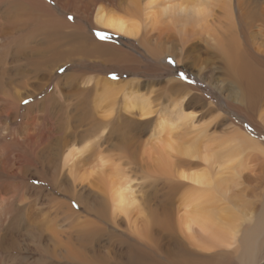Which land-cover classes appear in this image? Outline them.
<instances>
[{
    "label": "rangeland",
    "instance_id": "374dc122",
    "mask_svg": "<svg viewBox=\"0 0 264 264\" xmlns=\"http://www.w3.org/2000/svg\"><path fill=\"white\" fill-rule=\"evenodd\" d=\"M38 1L44 4L46 7L48 6V10L54 18L58 19L59 21H63V23L69 25L71 24L72 26L79 29L82 32L81 33L79 31V36L83 34V36H80V38H82L84 42L92 45H95V43L96 45H98L97 43L100 42L101 45L106 47L100 48L99 52L101 51V53H103H100V55L92 54L93 56L88 55L86 57L72 55L63 61H58L55 63L51 62L50 64L42 61L43 56H41L39 52L37 54L35 52L29 54V50L25 51L24 48L23 50L20 49L21 53L24 52L23 55L18 56L17 53L14 52L15 50H11L10 48H5L3 53L0 54V81H4V85L2 86L1 90L4 93L10 92L9 95H12L11 98L5 101V104L9 102L12 107H15L13 103H18L20 99L18 114L15 115V112H11L6 105V107L8 108V113L4 114V117L0 119V122L2 123V125H5L6 128L4 137L6 142L5 154H7V157H5L4 166L6 164L7 165L5 166L6 168H4L3 171V182L1 183V190L5 191V196L3 195L2 191L0 194V198L2 200L1 203L2 205H5V207L3 208L1 205V209L4 210V215L2 216V218H0V222L4 225V227L0 223V264H136L135 258L132 257L131 253L134 256H138L140 258L139 260L143 259V264L145 262L150 264V262L152 263L153 259H155L156 263L158 264H171L170 262L173 259L177 260V264H240L236 256L239 255L238 251H241V253H243L244 249L234 251V249L232 248H223L216 250H203L205 251L203 252L201 250L192 249L185 243H183L182 246L181 240H177L174 235L164 236L163 234L158 233L159 224H157V213L159 214L161 210L158 209V206L161 202V194L158 191H160L161 188H166L169 185L175 184L169 182L163 184L158 181L159 178H156V180L153 179V177H150L147 171L149 170L152 172L153 167H144L145 159L143 158V148H145L146 146L145 141L150 138L149 134H151V131L154 128V123L158 118L155 116H158V112L163 108L166 109L168 108V106H172V103L176 99L175 96H177L173 91V80L183 84L184 80H181L182 78H184L185 81L188 80L196 86L200 87L199 92L195 90L192 93L191 91L192 95H202L203 97L201 96V98L206 100L204 106H198L199 110L203 111V109L205 110V108L207 109L208 107H205V105H210L213 110V112H211L210 114L213 113V118H215L216 120L220 117H224L225 119L228 118L230 126L237 125V127L241 128L246 134L250 135L254 139L257 138L260 142L264 143V127L258 118L261 112H255L257 119L251 122L246 118L239 117L236 112H233L227 106V103H230L231 106H239L240 99L237 95L238 92L236 90L235 83H233L230 78L226 77L228 76L226 73L227 67L225 66L223 57L220 58L217 54H214V52L210 48H207L206 46L202 47L200 45L199 47H196L197 50L194 51L192 55H189L186 58L185 53L189 49H192L194 43V41H189L188 34L185 35L186 37L184 36L182 39L180 36L174 34V36L169 41H167L166 38L163 42L158 39L156 34H143L142 32V34L140 35L141 37L139 36L138 38L136 37L134 39H131V41L133 40L131 42L130 39L126 37H119L115 34L101 31L93 25L91 17H93L98 6H104L108 8L109 5H113L115 7L114 10L118 15H124L126 11V8L124 6L128 3L129 0H103V2L102 0H95L92 3H88L86 0ZM242 1L244 0H230L231 14L232 19L234 18V23L235 21L238 22L239 14L237 5ZM253 1H257L256 3L259 2V6L264 7V0ZM122 2L124 4H122ZM86 3L88 5H86ZM216 12H218V9H215V13ZM90 14L92 16H90ZM130 18L137 21L140 19V15L130 16ZM126 19L128 20V17ZM241 24L235 23L236 27L231 29V32L229 31L228 33L229 38L232 37V39H234L233 43L237 45V48L239 45H242L244 48L249 45L251 47V50L252 48H254L253 50L257 53L259 52V55L264 58V24L256 23L254 25L250 24L249 22H243ZM250 25L253 26L252 29L246 30L247 33H245L246 31H241L240 33V26L243 27V30L248 28ZM23 26L24 24L22 23V27ZM80 27L82 29H80ZM66 29L67 28H64L63 31L71 33L75 28L72 27L71 31L69 28V30ZM63 31L59 29L55 31V33H58L56 36L58 38L66 37ZM25 33L26 31L22 32L23 39L21 38L20 47L23 45L22 47L26 46L25 48H27L30 45V41L36 39L35 42L36 46L38 45L37 48H41L38 43L41 35L38 32H35L34 36L37 37H33L32 40L27 38ZM51 34H53V32H51ZM141 42L145 44L142 45ZM2 43L6 42L3 40ZM103 43L106 45H104ZM109 44L115 49H113L112 47L110 48ZM109 51H112L113 53ZM120 52H122L123 54L126 53L125 55H128L129 57H132L136 60L134 68H129V63L132 62L126 63V65H128V69H130L128 71L120 70L114 66L103 64V57L101 56H104V53L106 55H109V53L110 55H121L122 53ZM140 55L143 56V58ZM215 55L218 57H216ZM91 56L93 57V59ZM194 59L197 62L196 64L194 63ZM20 60L22 63L19 62ZM2 61H4L5 63ZM29 62L32 64L34 62L36 63L31 66ZM221 63L224 64L222 65ZM260 63L263 65L264 59L261 60ZM16 65H18V67H21L17 68ZM12 66L14 67V69H12ZM6 67H8V69ZM224 71L225 74L223 76L222 74L224 73ZM262 72L264 73V65L262 68ZM48 77H50V82L47 81ZM68 77L70 79H68ZM224 77H226V79ZM88 78H102L101 80H105V82H129L130 84L128 85V87L123 88L125 92H128L126 94L128 97H125V94L118 93L119 89L108 91L103 94V92L100 93V90L98 88L96 89L95 87V90H92L91 92L89 88L86 89V86L83 85ZM5 79H7V84ZM58 80L61 82H59ZM184 86L185 88L187 87L186 84H184ZM31 87L34 91L31 89ZM42 87H44V89H41ZM9 89L10 91H8ZM143 90L145 91L143 92ZM233 90H235L236 92ZM81 91L84 92L82 93ZM15 94H17V96ZM82 94L83 98L81 97ZM182 94L184 95V91H182ZM86 96L89 97V100ZM60 99H62V101ZM105 100H107L108 102ZM142 100H149L153 102L155 106L156 112L155 114L151 115L149 119L143 120L137 114H129L124 111L126 101L134 103L141 102ZM188 103L189 100L187 103L185 101L183 103V106H186ZM27 107H29L30 109L26 110ZM100 111L103 113H101ZM124 112L129 116L124 114ZM24 116H26L27 119L32 118L34 121L32 127L25 130H23ZM208 118H206L205 115L203 116V113L198 114V124L205 122V124L208 125L209 123L208 126H211L210 128H219L225 124V122L217 120V122H214V124L216 125L214 126L213 121L210 122L209 120H206ZM86 126L88 128H86ZM223 127L226 126L224 125ZM108 129L110 131H107ZM221 129L223 130L222 127L220 128V131H222ZM8 130L16 131V133L18 134V138H20L18 139L20 142V149L16 152V156H14L15 152L13 148L15 147L10 143V134ZM39 132L43 137L40 140H34L32 142L33 144L31 145L33 147L27 146V148L26 138L28 136H35ZM22 135L27 136L24 138V136ZM107 137L109 140L107 139ZM48 142L49 144L47 145ZM90 144H92L91 149ZM48 147L51 148L49 152L47 150ZM66 148L67 150L70 148H79L80 151L79 161L77 163L78 166L75 165L71 173L66 170V168H62V154H65V151H67ZM99 148L101 149V151L99 150ZM107 148L109 150H107ZM87 149H90L91 151H87ZM30 150L33 152V156L29 155L32 154ZM39 150L41 152L36 153ZM98 150L100 152H98ZM52 153L57 154V159L51 157ZM85 153H87L88 155ZM106 153L109 155L111 154V157ZM105 154L106 156H103ZM103 158H110L111 160L107 159L109 161H106ZM112 158H114V160ZM91 161H94L92 162L94 163V165L91 163ZM95 161L105 162V171L103 170L104 176L100 175L101 170L98 167V165L100 164H96L97 162ZM117 161L120 163H117ZM87 164H89L90 167H88L89 165ZM150 164L154 165L153 163ZM118 166L120 167L117 168ZM95 167H97L98 171L94 169ZM76 168L77 170H75ZM82 168L84 171L82 170ZM89 168L92 170H90ZM57 169H59V171ZM79 169L80 171H83L85 173L84 175H86V173L88 175L84 176L83 172L80 173ZM111 170L113 172H111ZM95 171L97 172L95 173ZM75 173H77L76 175H79V177L82 176L83 179H80L81 183L84 184V186L81 183H76L74 186L72 183L70 184L71 179H73L72 177L73 175H75ZM119 174L121 175L119 176ZM76 175L74 177H77ZM91 178H93V180ZM116 179H118L119 181L125 180L128 183L132 198L135 200V202L137 201L136 203L139 206V213L141 214L142 221L145 222L148 226L150 224V227H148V229L151 232L148 238L143 239L139 244L134 243L127 237L125 225L122 221H118L116 222V224L110 218L109 214L111 213V202L109 198V192H112V184L118 182V180ZM82 180H84L85 182ZM101 180H104L103 183L105 182V184H103ZM263 183H261V185H263L264 188ZM180 186L181 184L175 187V191L172 195L173 201L169 210V216L171 217V219L176 216L175 204L177 205V203H179L180 196L184 194V192H180ZM255 188H260V186L255 184ZM254 190L258 192L257 189ZM158 193L160 196H158ZM105 197L108 198L105 199ZM106 201H108V203ZM255 206H257V203H255ZM87 207L90 208V212H86L85 209ZM100 207L103 208V212L105 211L103 218L98 217L99 214L96 215L98 213L97 209H99ZM4 212L8 214L6 215L7 217H5ZM257 213L259 214L260 212ZM73 214L76 215L75 217L79 218L81 221H86V223L89 224V227L83 229V231L78 227L72 225L71 220L74 217ZM174 220L175 219H173L172 221ZM1 227L3 228L1 229ZM241 234L242 232H240V234L238 235L240 236ZM50 238L53 240H51ZM77 239L78 241H76ZM155 244L158 248L155 246ZM258 245L259 247L262 246V252L260 251V255H255V264L264 262V233L262 235H259ZM134 251H138V253L136 254ZM210 252L214 253L212 254ZM145 254L147 256H145ZM189 256L191 257L188 258ZM222 256L224 259L222 258ZM243 256H245V254H243ZM182 257H185V259Z\"/></svg>",
    "mask_w": 264,
    "mask_h": 264
},
{
    "label": "bare ground",
    "instance_id": "6f19581e",
    "mask_svg": "<svg viewBox=\"0 0 264 264\" xmlns=\"http://www.w3.org/2000/svg\"><path fill=\"white\" fill-rule=\"evenodd\" d=\"M86 1L88 3H92L95 0H86ZM102 2H103V0H102ZM256 2L257 1H253V0H251V1L244 0L241 3H239L237 5L238 14H239L238 15V22L235 21V23L241 24L243 22L244 23L249 22L250 24H254V25L256 23L264 24V7L259 6V4H258L259 2L258 3H256ZM75 4H76V2H75ZM102 4H104V3H102ZM122 4H124V3L122 2ZM86 5H88V4L86 3ZM120 5H121V3H120ZM107 6H108V4H107ZM47 7L44 4H42L41 2H39L38 0H0V54L3 53L5 48H8V49L10 48L11 50H15L14 52L17 53V55L19 56V55H23L24 52L21 53L20 49L23 50V48H24L25 51L29 50V52H30L29 54L34 53V52L37 54L39 52L41 54V56H43L42 61L49 63V64L51 62L55 63L58 61H63L72 55L80 56V57H86V56L92 55V54L100 55V53H101V51L99 52L100 48H105L106 46L101 45L100 42L97 43L98 45H96V43H95V45H92V44H89L87 42H84L82 40V38H80V36H83V34L79 36V31H80L79 29L72 26L71 24L69 25V24L63 23V21H59L58 19L54 18L50 14ZM124 7L126 8L124 15H118L117 12L114 10L115 7L113 5H109L108 8L104 7V6L103 7L98 6L95 10L96 12L94 13L93 17H91L92 21H93V25L96 26V28L101 30V31H105V32H108L111 34H115L116 36H119V37L120 36L126 37V38L130 39V41H131V39H134L136 37L138 38L142 34V32H143V34L144 33L156 34L158 39L160 41H163V42H164V39H166V38H167L166 40L169 41L174 36V34L180 36L181 39L185 35L188 34L189 41H191V42L194 41V43H193L192 49H189L185 53L186 58H187V56L192 55V53L197 50L196 47H199L200 45L202 47L206 46L207 48H210L214 52V54H217L220 58L223 57V60L225 62V66L227 67V70L224 69V70H226V73L228 75L226 77L230 78L232 80V82L235 83L236 90L238 92L237 95H238V98L240 99L239 100L240 105L237 107L231 106L230 103H227V101H226L228 108L230 110H232L233 112H236V114L239 117L246 118L251 122H253L257 119L255 112H261L260 115L259 116L257 115V116H258L259 120L261 121V124L264 127V73L262 72V68H263L264 63H263V65L260 63V61L263 60L264 58H262L259 55V52L258 53L255 52L253 50L254 48H252V50H253L252 51L250 49L251 47L249 45H247L246 48H244L242 45H239L237 48V45L233 43L234 39H232V37L229 38V36H228L229 31L231 32V29L236 27L234 20H233L234 18L232 19L230 0H129L128 3ZM215 9H218V12L215 13ZM121 12H123V11H121ZM75 13H77V12H75ZM83 13H85V12H83ZM87 15H89V14H87ZM139 15H140V19L137 21L130 18V16H139ZM90 16H92V15L90 14ZM127 17H128V20L126 19ZM22 23L24 24L23 27H22ZM80 26H81V24H80ZM72 27L75 29H73V31L71 33L67 32V31H63L64 28H67V29L69 28L71 31ZM242 28H243L242 26L239 27L240 33H241V31L244 32L246 30L252 29L253 26L250 25L248 28L243 29V30H242ZM58 29L63 31L66 37L58 38L56 36L58 33L57 32L55 33V31H57ZM80 29H82V28L80 27ZM23 31H26L25 35L27 36V38H29L31 40L33 37H35L34 36L35 32H38L41 35V37L38 41L39 46L41 48H37L38 45L36 46V42H35L36 39L30 41V45L27 48H25L26 46L22 47L23 45L20 47ZM51 32H53V34H51ZM245 33H247V31ZM245 33H244V35H245ZM126 38H125V40H126ZM3 40L6 43H2ZM91 40H92V38H91ZM141 44L143 45L145 43L141 42ZM104 45H106V44H104ZM115 45H117V44H115ZM130 45H131V43H130ZM109 46H110V44H109ZM111 47L112 46H110V48ZM64 48H67V49H64ZM113 49H115V48H113ZM153 50H154V48H153ZM109 52H112V51H109ZM113 52H114V50H113ZM105 53H104V56H101V57H103V59H102L104 62L103 64L114 66V67H116L120 70H124V71H128V70L132 69V67L133 68L135 67L136 60L133 59L132 57H129L128 55H125L126 53L123 54L122 52H120L123 55L122 54L121 55H115V54L110 55V53H109V55H106ZM7 54H9V53H7ZM101 54H103V53H101ZM193 56H192V58H193ZM218 56H216V57H218ZM141 57L143 58V56H141ZM92 59H93V57H92ZM176 59H177V57H176ZM2 62H4V61H2ZM19 62H21V60ZM129 62H132V63H129ZM35 63L36 62H34L32 64L29 62V64H31V66L34 65ZM126 63H129L130 69H128V65H126ZM194 63L195 64L197 63L195 59H194ZM62 64H64V63H62ZM221 64L223 65L224 63H221ZM7 65H8V63H7ZM16 66H17V68L21 67V66L18 67V65H16ZM255 67H257L260 71L258 69H256ZM6 68L8 69V67H6ZM220 68H221V66H220ZM12 69H14L13 66H12ZM33 72H34V70H33ZM49 73H50V71H49ZM230 73H231V75H230ZM1 74H3V73H1ZM224 74H225V71L222 75L224 76ZM87 76H88V74H87ZM226 77H224V78L226 79ZM68 79H70V78L68 77ZM101 79L88 78L84 82L83 85L86 86V89L89 88L91 92H92V90H95V87H96V89L98 88L100 90V93L103 92V94L105 92H108V91H114L115 89L116 90L119 89L118 93L125 94V97H128L126 95L128 92H125L123 88L128 87V85L130 84L129 82L128 83L127 82H119V81H117V82L106 81L105 82V80H101ZM6 80L7 79H5V81ZM47 81L48 82L51 81L50 77H48ZM128 81H130V80H128ZM173 81H174L173 91H174V94L177 95V96H175L176 99L172 103V106L170 105L166 109L163 108L161 111L158 112L159 115L155 116L158 118L156 119V121L154 123V126H153L154 128L152 129L151 134H149L150 138L147 141H145L146 146L144 145L145 148H143V156H144L143 158L145 159L144 167H148V168L153 167L152 172L149 170L147 171L149 173L150 177H153V179L159 178L158 181H160L163 184H165L167 182L175 184V185H169L166 188H161V190L158 191L161 194V197H160L161 202L158 206V209H161V210H160L159 214L156 211V213H157V224H159L158 233L163 234L164 236L165 235H170V236L174 235V237L177 240H181L182 246H183V243H185L186 245H188V247H190L192 249H196V250H201V251H203V250H205V251L206 250H216V249H223V248H225V249L232 248V249H234V251L239 250V249H244L243 253H241V251H238L239 255L236 256L238 262L240 264H244V263L245 264H255L254 263L255 262L254 257H255V255H260V251L262 248V246L259 247V245H258V238H259V235H262L264 233V188H263V185H261V183H263V177H264V143L260 142L257 138H255V139L252 138L250 135L246 134L241 128L237 127V125L236 126L235 125L230 126V123L228 122L229 121L228 118L225 119L224 117H220L219 119H217V120H221V121L225 122L224 125L226 127H223L224 125L222 124L223 125V126H221L223 128V130L221 129L222 131H220L221 127L210 128L211 126H208L209 123H208V125L205 124V122L198 124V121H197L198 114L203 113V116L205 115L206 118H208V116L210 115L209 116L210 119L208 118L206 120H209L210 122L213 121V125L216 126L214 124V122H217V120L215 118H213V113L210 114L211 112H213L212 108L210 107V105H205V107L208 106L207 109L204 107L205 110L204 109H203V111L199 110L198 106L199 105H201L200 107L204 106L205 101H206L203 98H201L202 95L201 94H200L201 96L192 95V93H191L192 89L191 88H188V87L185 88V86L182 83L175 81V80H173ZM3 82L4 81H2V80L0 81V119H2L4 117V114L8 113L7 112L8 108L11 112H15V115H17L19 112L18 110H19V102H20V99H19L18 103L17 102L13 103L15 105V107H12L9 102H7V104H5V101H7L9 98H11L12 95L11 96L9 95L10 92L9 93L2 92L1 88L4 85ZM59 82H61V81H59ZM81 82H82V80H81ZM43 83H44V81H43ZM6 84H7V81H6ZM10 89L8 91H10ZM31 89H32V87H31ZM41 89H44V87H42ZM68 90H70V89H68ZM144 91L145 90H143V92ZM146 91H148V90H146ZM182 91H184V95L182 94ZM233 91H235V90H233ZM87 92H89V91H87ZM178 94L180 97L178 96ZM15 95L17 96V94H15ZM112 95H115V94H112ZM116 95H117V93H116ZM53 97H54V95H53ZM81 97L83 98V94ZM178 97H179V100H178ZM87 98L89 100V97H87ZM17 99H18V97H17ZM60 100L62 101V99H60ZM116 100H114V101H116ZM188 100H189V103L186 106H183V103L185 101L187 103ZM81 101H82V99H81ZM105 101H107V100H105ZM108 101H109V99H108ZM72 102H73V100H72ZM84 103H85V101H84ZM125 103H126L125 107H124L125 112H127L129 114H137L143 120L149 119L151 117V115L155 114V112H156V109H155L153 102H151L149 100H142L141 102H134V103H130V102L126 101ZM6 105L8 106V108L6 107ZM87 108H88V106H87ZM29 109L30 108L27 107L26 110H29ZM113 110H114V108H113ZM83 111H85V110H83ZM125 112H124V114L127 115V113H125ZM101 113H103V112H101ZM127 116H129V115H127ZM23 121H24L23 130H25L27 128H31L33 125V122H34L32 118L27 119L26 116L23 117ZM199 122H200V120H199ZM91 124H93V123H91ZM86 128H88V127L86 126ZM33 130H35V129H33ZM5 131H6L5 125H2V123L0 122V194L2 191L1 190V183L3 182V171H4V168H6L5 166L7 165L6 164L4 166L5 157H7L6 156L7 154H5V143H6L5 137H4V135L6 133ZM8 131L10 134V143H11V145H13L15 147V148H13L15 155L14 154L13 155L16 156V152L19 151V149H20V142L18 140L20 138H18V134L16 133V131H14V130H8ZM40 131H41V129H40ZM97 131H98V129H97ZM107 131H110V130L108 129ZM142 132H144V131H142ZM23 133H24V131H23ZM27 135H29V134H27ZM22 136H24V135H22ZM26 136H24V138ZM42 137L43 136H41L40 132L38 134H36L35 136H32V137L28 136L26 138V147L27 146L33 147V146H31L33 144L32 142L36 139L40 140ZM74 137H75V135H74ZM107 139H108V137H107ZM48 144H49V142L47 143V145ZM59 145H61V144H59ZM70 145H72V144H70ZM91 145L92 144H90V146ZM118 145H120V144H118ZM75 146H72V147H75ZM69 147H67V148H69ZM85 147H86V145H85ZM67 148H66V150H67ZM79 148H70L67 151H65V154H62V168H66V170H68L70 173L72 172L75 165H77V163L79 161V154H80ZM91 148H92V146L90 147V149ZM108 148H107V150H109ZM50 149L51 148L48 147V149H47L48 152ZM59 149H58V151H59ZM90 149H87V151ZM99 150L101 151L100 148H99ZM99 150H98V152H100ZM102 151H103V149H102ZM40 152L41 151L39 150L36 153H40ZM93 152H95V151H93ZM85 154H87V153H85ZM91 154H92V152H91ZM100 154H103V153H100ZM106 154L103 156H106ZM29 155L33 156L34 154L32 152V154H29ZM51 155H52L51 157H54L57 159V154L52 153ZM107 155L110 156L111 154L110 155L107 154ZM17 157H19V156H17ZM105 158H103V159H105ZM107 159L111 160L110 158H107ZM107 159H105V160L109 161ZM112 159L114 160V158H112ZM92 162H94V161H91V163ZM95 162H97V161H95ZM98 163L100 164V165H98V167L101 170L100 175L104 176V171H105L104 170L105 169L104 163L105 162L100 161V162H97L96 164H98ZM117 163H120V162L117 161ZM150 163H153L154 165H151ZM14 164H16V163H14ZM55 164H56V162H55ZM92 164L94 165V163H92ZM87 165H89V164H87ZM79 166H81V165H79ZM88 167H90V165ZM119 167L120 166H118L117 168H119ZM121 167H123V166H121ZM78 168H80V167H78ZM84 168H85V166H84ZM94 169L97 170V167H95ZM108 169H109V167H108ZM57 170L59 171V169H57ZM75 170H77V168ZM82 170H83V168H82ZM90 170H92V169H90ZM79 171H80V169H79ZM83 171H80V173ZM86 171H88V170H86ZM97 171H95V173ZM119 171H120V169H119ZM111 172H113V171L111 170ZM88 173H90V172H88ZM76 174L77 173H75V175ZM84 174L85 173L83 172V175ZM75 175H73V177H72L73 179H71L69 177L71 179L70 184L72 183L73 186L76 183L80 184L81 183L80 178H82V176L79 177V175L78 176L76 175L77 177H74ZM86 175H88V174L86 173ZM86 175H84V176H86ZM117 175H118V173H117ZM120 175L121 174H119V176ZM108 176H110V175H108ZM112 177H113V173H112ZM85 179H88V178H85ZM91 179L93 180V178H91ZM10 180H12V179H10ZM112 180H114V179H112ZM116 180H118V179H116ZM82 181H84V180H82ZM89 181H90V179H89ZM94 181H95V179H94ZM101 181L103 183L104 180H101ZM108 182H109V180H108ZM103 184H105V182ZM180 184H181L180 192H184V194H182L180 196L179 203H177V205L175 204L176 216L173 218L175 220L172 221L173 219H171V217L169 216L170 206H171L172 201H173L172 195L175 191V187H177V185H180ZM255 184L260 186V188H255ZM82 185L84 186V184H82ZM108 185H110V184H108ZM112 185H113L111 188L112 192H109L110 193L109 198H110V202H111V213L109 214L110 218L115 223L118 221H122L125 225V231L127 233V237L131 241H133L134 243L139 244L143 239L148 238V236L151 232L148 229V227H150V224L148 226L145 222L142 221L141 214L139 213V206L136 203L137 201L135 202V200L132 198V195L130 192V187L128 186V183L125 180H121V181L118 180V182H116L115 184L113 183ZM254 189H257L258 192H256ZM90 190H92V189H90ZM262 190H263V192H262ZM73 191H74V189H73ZM2 192L4 195L5 191H2ZM158 196H160L159 193H158ZM107 198L108 197H105V199H107ZM1 201L2 200L0 198V203H1ZM106 202L108 203V201H106ZM255 203H257V206H255ZM1 205H2V203L0 204V210H2ZM107 205H109V204H107ZM3 207H5V205H2V208ZM85 210H86V212H90V208H88V207ZM97 210H98L97 211L98 213L96 215L99 214L98 217L103 218V216L105 214V211L103 212V208L100 207ZM3 211L4 210L0 211V218H2V216L4 215ZM257 212H260V213L258 214ZM6 215H8V214L5 213V217H7ZM66 215H67V213H66ZM75 216L76 215H74L73 219L71 220L72 225H74L75 227H78L80 230H83V229L89 227V224L86 223V221H81L79 218H77ZM69 217H71V216H69ZM159 218H160V222H159ZM3 227H4V225H3ZM3 227H1V229ZM92 227H94V226H92ZM90 229H93V228H90ZM240 232H242V234L239 236L238 234H240ZM69 239H70V236H69ZM51 240H53V239H51ZM76 241H78V239ZM125 243H127V242H125ZM144 243H145V241H144ZM164 245H165V243H164ZM155 246H156V244H155ZM161 249H163V248H161ZM152 250H153V248H152ZM201 251H199V252H201ZM205 251H203V252H205ZM134 252L136 254L138 253V251H134ZM203 252H201V253H203ZM139 253H140V251H139ZM210 253H212V252H210ZM216 253H217V251H216ZM223 253H226V252H223ZM74 254H75V252H74ZM243 254H245V256H243ZM131 255H132V257L135 258L136 264H143V262H144L143 259L139 260L140 258L138 256H134L132 253H131ZM188 255H189V253H188ZM145 256H147V255L145 254ZM190 257L191 256H189L188 258H190ZM182 258L185 259V257H182ZM222 258H223V256H222ZM170 263L171 264H177V260L173 259ZM144 264H148V263L145 262ZM150 264H158V263H156L155 259H153L152 263L150 262ZM260 264H264V262L260 263Z\"/></svg>",
    "mask_w": 264,
    "mask_h": 264
},
{
    "label": "crops",
    "instance_id": "0c3cea01",
    "mask_svg": "<svg viewBox=\"0 0 264 264\" xmlns=\"http://www.w3.org/2000/svg\"><path fill=\"white\" fill-rule=\"evenodd\" d=\"M256 69H258L257 67H255ZM259 70V69H258ZM260 71V70H259ZM181 80H184V83H183V85L184 84H186V86L188 87V88H191L192 89V93H193V91H195V90H197L198 92H199V89H200V87L199 86H196L195 84H193V83H191L190 81H185V79L184 78H182Z\"/></svg>",
    "mask_w": 264,
    "mask_h": 264
}]
</instances>
